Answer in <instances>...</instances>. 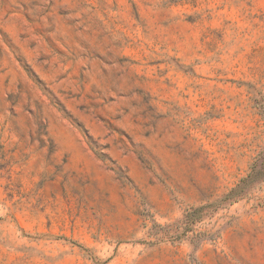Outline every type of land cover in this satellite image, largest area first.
Masks as SVG:
<instances>
[{
    "label": "rangeland",
    "instance_id": "374dc122",
    "mask_svg": "<svg viewBox=\"0 0 264 264\" xmlns=\"http://www.w3.org/2000/svg\"><path fill=\"white\" fill-rule=\"evenodd\" d=\"M0 264H264V0H0Z\"/></svg>",
    "mask_w": 264,
    "mask_h": 264
},
{
    "label": "trees",
    "instance_id": "16d2710c",
    "mask_svg": "<svg viewBox=\"0 0 264 264\" xmlns=\"http://www.w3.org/2000/svg\"><path fill=\"white\" fill-rule=\"evenodd\" d=\"M234 190H235V189L231 190V192H230L228 195H230V196H231V194H232V192H233ZM236 192H237V191H236ZM228 195H227V196H228Z\"/></svg>",
    "mask_w": 264,
    "mask_h": 264
}]
</instances>
